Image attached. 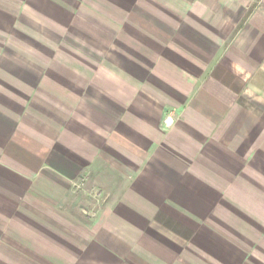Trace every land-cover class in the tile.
<instances>
[{"label": "crops", "instance_id": "1", "mask_svg": "<svg viewBox=\"0 0 264 264\" xmlns=\"http://www.w3.org/2000/svg\"><path fill=\"white\" fill-rule=\"evenodd\" d=\"M243 2L0 12V264H264V14L236 30Z\"/></svg>", "mask_w": 264, "mask_h": 264}, {"label": "rangeland", "instance_id": "2", "mask_svg": "<svg viewBox=\"0 0 264 264\" xmlns=\"http://www.w3.org/2000/svg\"><path fill=\"white\" fill-rule=\"evenodd\" d=\"M239 4V3H238ZM21 0H0V12L7 11V12H19L21 10ZM244 6V16L241 18L240 23L237 25L236 30H238L240 27H242L245 22L247 21V17L250 14H253L255 12H260L261 14H264V0H244L242 7ZM93 195L90 196V200L92 202H96L99 199L95 195L96 191L93 190ZM100 201V200H99Z\"/></svg>", "mask_w": 264, "mask_h": 264}, {"label": "built area", "instance_id": "3", "mask_svg": "<svg viewBox=\"0 0 264 264\" xmlns=\"http://www.w3.org/2000/svg\"><path fill=\"white\" fill-rule=\"evenodd\" d=\"M171 122V120L170 119H168V120H166V123L168 124V123H170Z\"/></svg>", "mask_w": 264, "mask_h": 264}]
</instances>
